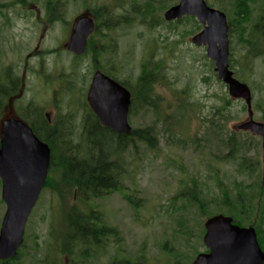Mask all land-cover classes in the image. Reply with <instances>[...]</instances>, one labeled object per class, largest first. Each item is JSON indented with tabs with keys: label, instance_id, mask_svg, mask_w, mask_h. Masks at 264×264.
Instances as JSON below:
<instances>
[{
	"label": "rangeland",
	"instance_id": "1",
	"mask_svg": "<svg viewBox=\"0 0 264 264\" xmlns=\"http://www.w3.org/2000/svg\"><path fill=\"white\" fill-rule=\"evenodd\" d=\"M205 1L213 9H223L238 29L233 6L237 0ZM44 2L0 0V75L9 70L14 77L20 78L22 86L16 95V101H19L17 108H24L32 101L40 109L43 118L48 117L46 122L52 120L56 125L70 121L69 125L65 124L68 129L64 123L60 125L65 129V140L69 146H79L81 153L72 156L73 160L81 161L86 156L87 143L81 122L89 114L85 97L95 70L103 68V73H107L112 69L118 82L126 81L132 88L144 59H148L151 66L164 59L167 82L161 89L156 88V94L166 103L175 104L178 93L185 87L187 91L191 88V93L185 98L197 104L196 113H189L190 122L182 138H193L196 131L200 130L201 119L208 117L215 108L222 109L227 99L231 105L227 111H223V115L230 114V119L219 123L220 127L237 133L242 141L253 142V151L248 154V158L258 162V169L251 177H240L236 176L237 171L234 172L232 168L218 165V179L212 181L207 163L201 164V157L193 153L191 147L167 146L166 136L161 134V125L155 128L158 141L153 150L140 142H135L133 149L126 150L120 165L125 172L120 181L122 193L109 190L102 191L98 198L78 197L76 191L66 192L65 184L60 185L56 181L61 175L67 177L69 173L51 171V165L47 175L50 184L46 179L48 185L40 193L28 218L23 246L10 264L57 262L60 251L57 252L59 249L54 246L57 243V247H65L69 235L73 234L71 226H68L71 221L69 209L72 208L86 218L97 221L98 240L106 244L100 249L102 254L98 255L100 264H108L112 258L131 263L145 260V264H191L197 254L206 251L202 242L204 222L220 214L231 216L227 214L228 208L222 206V201L226 190L229 205L236 206L237 192L233 185L236 181L244 189L242 195L245 202L253 197V214L249 216L253 219L258 202L253 194L256 191L255 184L264 186L261 140L248 131L235 130L236 126L246 121L247 109L242 100L230 99L226 87L216 78L214 65L207 58L205 48L190 43V39L200 31V25L193 18L171 23L164 21V12L175 6L178 0H67L64 22L55 23L46 17ZM148 3L151 5L149 13L142 18L140 13H143ZM162 5L166 6L165 10L161 9ZM246 5L249 6L246 13L248 22L242 25L243 36L245 39L250 38L251 33L254 36L256 34V37L261 36L255 44L253 52H256L264 48V0H254ZM106 6L108 9L111 7L110 18H125V23L111 25L109 32L104 27L99 28L101 36L107 35V41L117 50L116 58L113 57L114 64L108 67L105 58L99 55L93 58V54L103 50V44L106 43L102 37L94 35L90 54L78 62L81 66L78 68L76 85L57 82L61 73L68 74L69 71L64 68L73 61L67 46L74 20L82 14L94 16V11ZM248 51L247 44L238 41L234 34L229 37V69L235 79L251 90L253 121L264 124V54L258 56L254 53L253 56L248 55ZM38 75L49 79L48 83ZM205 78H208L206 82L203 81ZM73 86L76 89L74 94L66 91L67 87L73 89ZM12 103L13 100H10L7 105L12 106ZM16 103L12 110L0 115L1 120L11 116L29 126L31 119L26 120L16 111ZM154 120L152 112L141 110L129 115L128 124L132 130L142 129L151 126ZM196 176L199 194L193 201L188 189L191 187V178ZM217 180L227 188L222 191L217 189ZM53 182H56L54 187L57 192L49 189ZM4 214L0 187V224ZM109 231L110 236H106ZM86 249L92 252L90 246ZM61 252V262L57 264H80L79 260L85 258L76 250L71 254L63 250Z\"/></svg>",
	"mask_w": 264,
	"mask_h": 264
},
{
	"label": "trees",
	"instance_id": "2",
	"mask_svg": "<svg viewBox=\"0 0 264 264\" xmlns=\"http://www.w3.org/2000/svg\"><path fill=\"white\" fill-rule=\"evenodd\" d=\"M253 1L254 0H237L233 4L235 8V24L238 29L233 25L234 22L229 19L227 13H225L223 9L220 10L225 14L226 18L228 17V37L234 34L238 41L247 44L249 47L248 55L255 56L257 53H260V55L264 54V49H261L262 47L256 50V52H253L256 48L255 44L258 43L257 38L259 37L261 39V36L256 37V34L254 36V34L251 33L252 36L245 39L243 36L244 28L242 27L244 23L248 22L246 13L248 12L249 6H247L246 3H251ZM66 2L67 0H45L46 17L49 18L50 22H64ZM149 7H151V5L148 3L143 10V15L140 13L142 18L149 13ZM165 7L166 6L162 5L161 9L165 10ZM109 8L110 9L106 6L96 11L92 10L94 11V19L97 23L94 35L99 38L102 37V39L106 41V43L103 44L105 46L103 50H98L93 54V58L96 55L105 58V63L108 67L114 64L113 57L116 58L117 50L107 41L109 40L107 35L101 36L99 28L104 27V29L109 32L111 25L118 26L125 23V18L123 20L119 18H110L112 10L111 7ZM109 20H112V22L110 23ZM186 20L190 21L192 19L185 18V21ZM253 29L255 30V27ZM91 40L88 42L84 56L90 54V48L93 45V40ZM261 42L262 40H260V44H262ZM73 61L68 63V66L64 68L69 71L68 74L65 75L64 72L63 74L61 73L57 78V82H67L69 85H76L79 78L78 68L81 65L78 63L80 59L75 58ZM115 65L117 67L116 63ZM165 68L166 63L164 59L156 61L153 66L148 62V59H144L142 64H140L139 74L136 77L134 87L130 88L126 81L120 82L131 94L129 115H133L135 112H140L141 110L145 113L152 112L155 117L152 125L142 129H133L129 136H118L113 134L110 130L102 128L98 124H93L92 121L87 120L85 117L83 135L86 139L87 149L84 152L86 156L81 161H75L71 158L72 156L80 155L81 152H79L78 145L75 147L69 146V142L65 140L67 134L65 129L60 125L63 122L57 123L56 125H48L40 109L34 102L31 101L24 108H17L19 105V101H17L16 111L19 114L21 113L22 117H25L26 120L31 119L29 122L31 123L30 126L33 133L37 138L45 142L51 150L50 165L53 166L51 171H59L65 174L69 173L67 177L61 175V178L56 180L60 185L65 184L66 192L72 193L76 191L78 197L90 196L93 198L100 197L102 191L107 192L113 190V192L122 193L120 181L121 178L125 176V172L120 165L126 150L128 148L133 149L135 142L143 143L148 149L153 150L158 141V133L156 134L155 130L157 125H161V134L166 136L168 147L185 149V146L188 145L192 148L193 153L201 157V164L207 163V170L212 181H214L215 178L218 179V165L232 168L234 172L237 171L236 176L238 175L240 177L246 175L251 177L256 169H258V162L248 158V154L253 151V142L250 140L242 141L237 133L228 131L225 127H220L219 123L227 122L230 119V114L224 112L225 116L223 115V111H227L231 105L230 101L227 99L224 101V107H222V109L215 108L208 117L201 119L200 130L196 131L193 138H182V133L190 122L189 113H196L197 104L191 103L185 98L191 93V88H188V91L186 87L181 90L178 93L175 104L166 103L162 97L160 98L159 95L156 94V88L159 87L161 89L167 82ZM8 71L9 70H6L4 74L1 73L0 75V115L5 111L8 98L17 95L21 87L20 78L14 77ZM113 72L111 69L106 74L112 79H115V73ZM38 76L37 79H40ZM42 79L45 80L43 77ZM48 80L46 79L44 82L48 83ZM207 80L208 78L203 79L204 82ZM67 88L66 91L69 93L74 94L76 92L74 86L73 89L71 87ZM38 126H41V129H38ZM196 174L198 173L196 172ZM217 181L218 183L215 184L217 189L222 191L223 188H227L223 187L221 181ZM47 183L50 184L49 179ZM55 183L56 182L51 183L49 186L50 190L53 189L56 191L54 187ZM190 183L191 187H189L188 192L193 201H196L199 194L197 176L191 178ZM47 185L48 184H46V186ZM233 185L237 192L236 206L233 207L229 205L228 192L226 190L224 191L225 196L222 201V206L228 208L229 211L227 214L231 215L229 217L234 220L235 224L240 227H248L246 225H249L255 229L259 244L264 250V186H262L261 183L255 184L256 191H254L253 194H255L258 202L255 208V216L251 219L249 216L253 214L251 211V198L253 197L245 202L242 195V190H244L243 187L240 188L238 181L235 183L233 182ZM69 213L71 221L68 226H71L73 234L69 235V241L65 246V252L71 254L73 250H80L78 245L81 241L87 242V239H92V229L89 225L83 223L86 217L76 209H69ZM114 234L113 231V235ZM103 237H105V235ZM69 242L71 243L70 245ZM99 245L100 248L103 246L101 242H99ZM13 260L5 263L10 264ZM5 263L0 262V264ZM116 264L121 263L116 260Z\"/></svg>",
	"mask_w": 264,
	"mask_h": 264
},
{
	"label": "water",
	"instance_id": "3",
	"mask_svg": "<svg viewBox=\"0 0 264 264\" xmlns=\"http://www.w3.org/2000/svg\"><path fill=\"white\" fill-rule=\"evenodd\" d=\"M184 17L194 18L201 27L190 43L205 48L216 78L226 87L230 99L244 102L247 119L235 130L248 131L262 138L264 175V124L253 121L251 91L235 79L229 69L225 14L210 8L205 0H178L177 5L163 14L168 23ZM94 29L90 14L78 16L73 23L67 51L76 56L83 55ZM86 102L101 127L118 136L130 135L131 94L126 88L96 72L87 90ZM8 110H12L11 105L5 112ZM49 166L48 145L37 138L26 123L11 116L0 121L1 200L6 208L0 225V261L14 258L22 245L27 220L44 188ZM204 230L202 242L209 253L197 255L191 264H264V253L253 228H240L231 218L218 215L205 221Z\"/></svg>",
	"mask_w": 264,
	"mask_h": 264
},
{
	"label": "flooded vegetation",
	"instance_id": "4",
	"mask_svg": "<svg viewBox=\"0 0 264 264\" xmlns=\"http://www.w3.org/2000/svg\"><path fill=\"white\" fill-rule=\"evenodd\" d=\"M261 49H264L263 47L261 48ZM258 54V56H263L262 54L260 55V53H257ZM97 71H100L101 73H103V68L101 69V70H95V72H97ZM104 74V73H103ZM105 75V74H104ZM12 97H14V95L13 96H10V98H12ZM9 99V98H8ZM86 106H87V104H86ZM87 108V110L89 111V114H88V116L86 117L87 118V120H90V121H92L93 122V124L95 123V124H98L99 125V121H98V119L94 116V114L90 111V109L88 108V106L86 107ZM44 119L46 120L47 119V117L46 116H44ZM69 120H70V118H69ZM64 124H66L67 122H63ZM82 124V127H83V125H85V121H84V119H83V121L81 122ZM47 124H53V121L52 120H50V122L48 123L47 122ZM70 124V121H68V123H67V125H69ZM260 140H261V142H262V139L259 137V136H257ZM262 186H263V184H262ZM84 222V224H86V225H89L90 227H91V229H92V239L91 240H88L87 239V242H84V241H81L80 242V244L78 245L79 246V248H80V250H77L76 251V253L78 252L79 253V255L80 256H82V257H85L83 260L82 259H80L79 260V262H80V264H100V259H98V255L99 254H102V251L100 250L101 248H103L106 244H103V246L100 248V245H99V240H98V238H99V229L97 228V221H94V220H90V219H88V218H86V219H84L83 220ZM94 221V222H93ZM97 224H96V223ZM106 236H110V231L106 234ZM102 238V237H101ZM100 238V239H101ZM256 240H257V243H258V245H259V247H260V249H261V251H262V253H264V250L262 249V247L260 246V244H259V241H258V238H257V234H256ZM66 243V242H65ZM67 244V243H66ZM23 246V245H22ZM90 246V249H92L91 251V253H89V251L86 249V248H88ZM55 248H57V249H59V250H57V252L58 251H60L59 252V255H58V257H57V262H61V258H62V252H61V250H63V251H65V247H57V243H56V245L54 246ZM206 249V248H205ZM76 253H75V257H76ZM209 253V250L208 249H206V251L204 252V254H208ZM95 257L97 258L96 260H95ZM90 260H93L92 262H90ZM111 261V262H110ZM109 262H108V264L110 263V264H116V260L114 259V258H112L111 260H110ZM119 263H121V264H123V263H125V264H134V263H140V264H145V260H138V261H136V262H134V263H131V262H129V261H127V260H123V259H118L117 260ZM57 262L55 261V262H53V263H51V264H57Z\"/></svg>",
	"mask_w": 264,
	"mask_h": 264
}]
</instances>
